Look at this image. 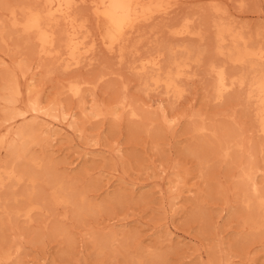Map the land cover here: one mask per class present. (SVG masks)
Masks as SVG:
<instances>
[{
  "label": "rangeland",
  "instance_id": "374dc122",
  "mask_svg": "<svg viewBox=\"0 0 264 264\" xmlns=\"http://www.w3.org/2000/svg\"><path fill=\"white\" fill-rule=\"evenodd\" d=\"M180 1L168 15L141 24L122 56L100 42L109 30L105 17L94 13L90 0L78 3L74 13L96 43V55L66 69L65 56L59 57L61 36L46 55L39 53L33 33L13 24L12 10L20 19V7L36 0H0V163L24 175L0 185V252L22 245L2 264H137L139 259L144 264H264V227L253 228L251 207L242 201L256 189L264 192V134L256 101L248 102L247 85H235L221 97L216 91L217 68L238 75L247 71L230 54L244 42L229 37L219 45L217 24L242 33L249 45L264 47V0ZM64 28L56 26L58 36ZM159 55L165 67L174 56L188 63L178 79L181 95L163 86L144 89L145 74L137 66ZM6 76H15L22 90L11 106L3 98ZM75 82L82 83L80 95L68 88ZM36 97L42 111L56 105L51 113L57 116L31 110L28 99ZM120 100L126 107L111 113ZM133 108L140 116H130ZM8 109L24 110L26 116L7 119ZM97 110L102 114L94 116ZM64 111L73 114L76 125L61 118ZM51 122L63 136L48 139ZM11 124H34L37 132L25 146L21 141L10 148ZM196 126L206 130L195 134ZM213 132L221 138L235 135L240 147L222 154L216 139L202 147ZM199 157L207 163L201 166ZM250 165L251 177L244 182ZM31 173L40 178L32 200L41 209L17 217L10 210L28 203ZM53 178L84 193L98 209L77 217L71 204L46 203ZM197 208L202 216L195 218ZM167 227L173 231L169 238ZM59 229L68 231L70 241ZM113 233L114 241L98 255L97 239ZM147 253L163 258L151 263Z\"/></svg>",
  "mask_w": 264,
  "mask_h": 264
},
{
  "label": "bare ground",
  "instance_id": "6f19581e",
  "mask_svg": "<svg viewBox=\"0 0 264 264\" xmlns=\"http://www.w3.org/2000/svg\"><path fill=\"white\" fill-rule=\"evenodd\" d=\"M86 1L87 0H36L34 4L22 5L20 7V15H21L20 19L17 18V13L14 10H12L13 24L21 26L23 32L33 33V35L35 36V37L33 36L35 38V42L38 44L39 47L38 50L39 53H43L46 55L51 54L54 51L55 44L61 36L60 41L58 42L60 43V46L64 48V53L60 54L59 57L60 58L64 56L66 57V58L64 57V59L67 60L66 62L67 64L65 68L67 69L71 67H79L80 65H82L83 61L85 62V59L93 58L92 54H95L94 52L97 48L96 43L93 41L91 42L88 39L89 36L85 31L86 25L83 23L84 21L82 22L81 20L79 21V19L76 17L74 13L75 6L80 2H86ZM179 2L181 3L180 0H90V4L93 8L94 13L99 17L100 16L105 17L109 25V30L107 31L106 36L101 38L100 42L105 46L104 48H106L108 52L117 53L118 55L121 56L124 54L125 51L124 49L126 47L127 40H129L128 37H130V35L132 36L134 32H137L141 24L144 23L143 25H145L147 21H150L153 18L156 19L157 16H165L166 14L168 15V13H170L173 9H175L177 5H179L178 4ZM218 9L219 8L217 7L216 10L218 11ZM60 23H62L65 26V28L63 31H61V35L59 34L58 36L55 28ZM217 30H218L217 36H218L219 45H222L225 42V40L229 37H232L235 41L244 42L241 46L237 45L234 49V52L230 54H231V61L242 63L247 67L246 73L242 75H238L235 73L234 74L231 73L232 74L231 75L225 69L219 68L218 70L217 68L216 71L217 94L219 97H221L226 91H228V89L230 90V88H233L235 85L240 87L247 85L248 86L247 99L249 100L248 102H250V100H252V102L256 101L255 110H256V115L258 116V122H259L258 127H260L261 132L264 134V47L249 45L246 42L242 33L232 31V29L228 25L218 23ZM147 57L141 59L140 64L137 66L138 69L143 74H145V76L142 77L143 80L142 84L144 85V89L146 90V88L152 85L153 86L155 85L156 87H160V88L161 86H163L162 88H165L164 90L166 92H171L178 96L181 95L183 89L179 85L178 79L182 77L181 75L184 74L187 68L189 67L188 63L179 62L177 57L174 56L171 59L169 58L170 59L169 64L165 67L162 64L163 62L161 61L162 58H160V55L152 59H147ZM147 73L148 74L150 73L148 78H147ZM11 74L13 75L14 72H12ZM7 77L8 76H6L5 83H3V88H2V90L5 91L4 92L5 96L3 98L11 106L12 104L17 103L20 100L22 96V90L17 79H15L13 76H9L8 78ZM33 79L34 78L32 77V80ZM81 84H82L81 82H75L72 83L68 88L73 93V95H80V93L82 92ZM28 105L31 110L37 112L38 114L42 112L44 113V115L47 116H57L56 114L51 113V110H54L56 105L55 107H52L50 111H48V109L47 111H44V109L42 111V105L41 102L39 101V97L28 99ZM116 106L121 107V106H125V104L123 101L120 100L119 103H117L114 107H112L113 109L111 108L112 109L111 113H116V111L118 110V107ZM97 109H99V107ZM99 114H102L101 110H97L96 112H94V116ZM129 114L131 117L134 118L136 116H140V113L134 108ZM17 115H21V116L25 115V111L18 109L9 110L7 119H10ZM61 118L69 119L70 121H68V123L70 122V126L76 125V120L73 117V114L71 113H67L66 111H64L61 114ZM168 118L166 120L168 121L171 120ZM52 123L53 122L47 125L45 124L47 126L46 127L47 130H50L49 131L50 133L48 135V139L50 140L57 139L56 138L57 135L63 136V132L61 131L57 132V130L53 127L56 125ZM51 124L53 126H51ZM10 128L8 129H10L9 133L11 134V139L13 140L12 143H9L10 148H15L18 142L22 141L24 143V140H26L28 137H31L33 134H35V132H37L36 131L37 128L34 126V124L33 126L30 124L29 125L25 124L21 126H14L11 124ZM63 129L66 130V128ZM39 130L40 129H38V132ZM205 130L206 128L203 126L202 127L196 126L193 128L192 132L197 134ZM211 137L212 138L208 136V138L203 139L204 143L202 147L211 144L215 145L216 140L218 141L216 142V145L218 143V148L222 154H227L229 151H231V149H236V148L238 149V147H240L239 144L235 142V135L230 136L227 134L221 138L216 133L213 132ZM38 138L40 139L41 137ZM214 139L216 140L214 141ZM25 144L26 142L24 143V146ZM189 151L191 153L196 152V150L192 148H189ZM16 153L18 154V150ZM85 154L88 155L89 153H85ZM84 157L86 156L84 155ZM199 159L201 166L207 163L206 158L199 157ZM51 162L52 161H50V163ZM44 163H47L45 165L48 166V162L44 161ZM252 170H253V165H250L248 169L245 170L244 175H242L244 182L250 179ZM23 176L24 175L22 176L20 175V177H18L16 175V170L14 167H10L6 164L0 163V185L2 186L5 185V183L9 179L15 177H17L18 181H21L23 179ZM39 180L40 178L37 175L32 174V176H30V181L33 183L34 187L33 190L29 193L30 199L28 203L24 204L23 206L21 205L22 207H18L10 210L11 212L10 214H14L17 217L22 215H25L27 217H32L31 214L33 213V211L41 209V205H39L38 201L37 203H35L32 200V196L36 192L35 185ZM51 183H52L51 187L53 188V190L52 193L49 194L50 196L46 198V203L48 200L49 202L55 205L71 204L75 208L77 217L81 213L90 214L87 212L88 211L91 212L93 210L96 211L95 209H98V205H95V203H93L94 201L93 202L89 201L84 193H80V192L78 193L73 188H69V186L66 187L63 181H60L57 178L56 179L53 178V180H51ZM253 196L251 195V198H247L245 194V197L243 198L242 201L246 203L249 207H251L252 213L249 215L248 220L252 223L253 228L259 230L262 227H264V216L260 214L264 212V192H261L260 190L256 189L255 194ZM193 216L195 218L199 216L201 217L202 216L201 209H198L196 213L193 214ZM168 228L169 227H167V231L165 230L167 238L171 237L173 233V231L170 228H169L170 230H168ZM59 233L67 235V239L70 241L71 238L67 230L59 229ZM115 235L116 234L113 233L110 236H104L97 239L96 253L98 255L99 254L101 255L105 247L107 249L109 243L111 241H114ZM21 246L20 244H17L15 249L9 248L5 251H1L0 263L8 261L14 255L15 252L18 253L21 249ZM147 257L149 258V260H151V263L152 262L157 263L156 261L161 260L163 258V254L147 253ZM211 258L214 261L215 259L214 254H212ZM136 262H138L137 264H144L145 261L144 259H139Z\"/></svg>",
  "mask_w": 264,
  "mask_h": 264
}]
</instances>
